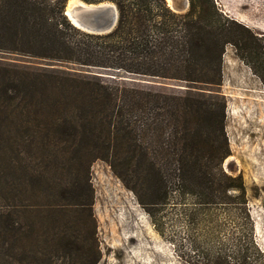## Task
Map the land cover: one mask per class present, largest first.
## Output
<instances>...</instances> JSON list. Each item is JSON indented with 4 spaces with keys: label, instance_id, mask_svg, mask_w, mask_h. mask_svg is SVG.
<instances>
[{
    "label": "trees",
    "instance_id": "trees-1",
    "mask_svg": "<svg viewBox=\"0 0 264 264\" xmlns=\"http://www.w3.org/2000/svg\"><path fill=\"white\" fill-rule=\"evenodd\" d=\"M82 1L115 4V29H78L65 15L68 0H0V50L191 89L175 95L0 66V264L101 262L91 182L98 161L155 225L166 212L161 234L178 215L203 264H264L246 185L223 167L227 103L214 90L229 45L264 83L262 38L217 0H189L182 13L167 0Z\"/></svg>",
    "mask_w": 264,
    "mask_h": 264
},
{
    "label": "rangeland",
    "instance_id": "rangeland-1",
    "mask_svg": "<svg viewBox=\"0 0 264 264\" xmlns=\"http://www.w3.org/2000/svg\"><path fill=\"white\" fill-rule=\"evenodd\" d=\"M217 3L225 15L261 37L264 47V0H217ZM0 66L20 71L60 69L97 77L113 86L175 95H185L191 89L187 84L174 80L55 64L46 59L2 50ZM254 66L251 58L241 59L236 49L229 45L224 56V83L220 89L214 90L220 91L227 103L226 135L230 156L223 167L228 174L243 178L248 209L256 228V241L264 250V83ZM91 172L102 250L99 264H203V255L195 251L183 233L178 215L170 216L166 233L161 234L158 229H162V217L166 213L163 208L155 225L148 208L139 202L107 163L96 162Z\"/></svg>",
    "mask_w": 264,
    "mask_h": 264
},
{
    "label": "water",
    "instance_id": "water-1",
    "mask_svg": "<svg viewBox=\"0 0 264 264\" xmlns=\"http://www.w3.org/2000/svg\"><path fill=\"white\" fill-rule=\"evenodd\" d=\"M82 1V0H81ZM170 7L177 12H186L190 7L189 0H167ZM88 7H79L76 10L81 27L74 24L73 20L67 14L69 3L65 9V15L72 24L78 29L90 34H107L112 32L118 24L119 12L117 6L113 3L89 4L84 1Z\"/></svg>",
    "mask_w": 264,
    "mask_h": 264
},
{
    "label": "bare ground",
    "instance_id": "bare-ground-1",
    "mask_svg": "<svg viewBox=\"0 0 264 264\" xmlns=\"http://www.w3.org/2000/svg\"><path fill=\"white\" fill-rule=\"evenodd\" d=\"M79 7H88V5L85 4V3H83L81 0H70V2H69V8L67 10V14L73 20L74 24H76L77 26L81 27L80 26L81 23L78 20V15L75 14L76 13V10Z\"/></svg>",
    "mask_w": 264,
    "mask_h": 264
}]
</instances>
